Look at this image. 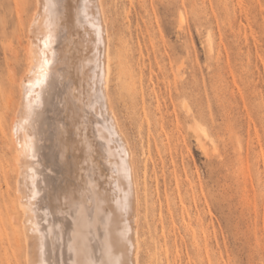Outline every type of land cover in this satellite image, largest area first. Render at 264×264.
Segmentation results:
<instances>
[{"label":"rangeland","instance_id":"rangeland-1","mask_svg":"<svg viewBox=\"0 0 264 264\" xmlns=\"http://www.w3.org/2000/svg\"><path fill=\"white\" fill-rule=\"evenodd\" d=\"M101 3L108 93L136 165L139 263L264 264V0ZM39 6L0 0V264L28 259L14 138ZM54 112L67 145L71 114Z\"/></svg>","mask_w":264,"mask_h":264},{"label":"bare ground","instance_id":"bare-ground-1","mask_svg":"<svg viewBox=\"0 0 264 264\" xmlns=\"http://www.w3.org/2000/svg\"><path fill=\"white\" fill-rule=\"evenodd\" d=\"M101 1L38 0L42 16L30 23L36 37L31 52L26 47L30 81L22 86L29 92L13 156L27 264H140L136 165L108 93ZM53 111L71 114L75 134L67 145L50 130Z\"/></svg>","mask_w":264,"mask_h":264}]
</instances>
